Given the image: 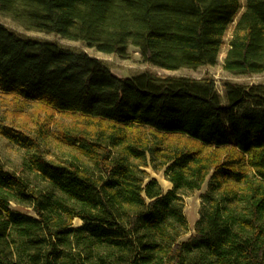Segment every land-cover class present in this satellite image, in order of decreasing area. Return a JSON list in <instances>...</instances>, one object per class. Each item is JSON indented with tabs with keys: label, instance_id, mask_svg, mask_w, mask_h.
Segmentation results:
<instances>
[{
	"label": "trees",
	"instance_id": "16d2710c",
	"mask_svg": "<svg viewBox=\"0 0 264 264\" xmlns=\"http://www.w3.org/2000/svg\"><path fill=\"white\" fill-rule=\"evenodd\" d=\"M0 14L166 69L215 64L231 26L223 68L264 72V0H0ZM0 94L66 120L79 153L48 157L45 122L0 128L44 181L0 158V264H264V82L225 81L221 93L210 76L117 75L0 22ZM206 181L182 237V196Z\"/></svg>",
	"mask_w": 264,
	"mask_h": 264
},
{
	"label": "rangeland",
	"instance_id": "374dc122",
	"mask_svg": "<svg viewBox=\"0 0 264 264\" xmlns=\"http://www.w3.org/2000/svg\"><path fill=\"white\" fill-rule=\"evenodd\" d=\"M243 3V0H240ZM242 9V8H241ZM0 22L6 26L15 29L25 35L56 40L63 46L79 48L87 51L89 54L97 56L106 62L117 75H128L141 72L144 70L151 71L157 75H175V76H190L201 78L210 76L214 79L216 89L223 93V82L234 81L240 84H251L264 82V72L252 74H233L223 68V57L227 49V41L230 36L231 26L225 34V43L218 56L217 62L213 65H202L195 68L180 67L177 69H166L155 66L143 61L140 57V52L135 48H130V55L128 58H122L113 53H105L96 50L93 47H88L80 40L68 39L55 33H46L37 30H27L10 17L0 14ZM47 110L35 102H18L10 95L0 94V128L2 126H11L24 129L25 131L34 132L35 128L41 122H45L43 126L44 131L48 138L45 140V153L48 157L57 160H70L77 153L75 146L68 149L69 145L64 140L65 137L62 133V125L66 124V120L58 119L55 114L52 120H47ZM27 154L23 147L13 143L0 132V158L7 168L13 169L23 175L32 185L42 186L44 181L42 178L24 168L23 162ZM145 170L150 176L155 177L164 189L172 186L171 182L165 177L163 170H155L151 166L145 167ZM208 181V180H207ZM207 181L201 186L200 189H195L183 194L182 196V212L185 214L188 221V231L182 235L186 237L194 229L195 222L200 215L201 209V193L207 188ZM22 211L33 213L30 207L15 205ZM75 222H80L75 219Z\"/></svg>",
	"mask_w": 264,
	"mask_h": 264
}]
</instances>
